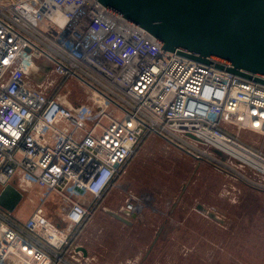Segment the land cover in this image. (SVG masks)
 Wrapping results in <instances>:
<instances>
[{
  "label": "built area",
  "instance_id": "built-area-1",
  "mask_svg": "<svg viewBox=\"0 0 264 264\" xmlns=\"http://www.w3.org/2000/svg\"><path fill=\"white\" fill-rule=\"evenodd\" d=\"M162 48L96 0H0V195L13 185L34 208L0 206V264H91L79 233L153 136L264 187L261 165L211 143L264 163L242 139L264 135V85ZM67 80L92 103L58 94ZM142 209L128 192L117 213Z\"/></svg>",
  "mask_w": 264,
  "mask_h": 264
},
{
  "label": "rangeland",
  "instance_id": "rangeland-1",
  "mask_svg": "<svg viewBox=\"0 0 264 264\" xmlns=\"http://www.w3.org/2000/svg\"><path fill=\"white\" fill-rule=\"evenodd\" d=\"M58 91L71 105L92 103V94L76 80H67ZM242 139L264 153V135L244 132ZM226 172L153 136L81 230L78 244L91 264H264V187ZM128 192L143 206L131 226L106 211L119 213ZM55 204L47 207L53 221ZM199 205L224 223L199 211ZM33 210L23 200L14 212L25 220Z\"/></svg>",
  "mask_w": 264,
  "mask_h": 264
},
{
  "label": "water",
  "instance_id": "water-1",
  "mask_svg": "<svg viewBox=\"0 0 264 264\" xmlns=\"http://www.w3.org/2000/svg\"><path fill=\"white\" fill-rule=\"evenodd\" d=\"M96 1L159 40L161 50L264 85V0ZM22 200L23 195L10 185L0 195V206L14 212ZM198 210L224 223L204 206ZM106 211L129 226L140 214L128 220Z\"/></svg>",
  "mask_w": 264,
  "mask_h": 264
},
{
  "label": "bare ground",
  "instance_id": "bare-ground-1",
  "mask_svg": "<svg viewBox=\"0 0 264 264\" xmlns=\"http://www.w3.org/2000/svg\"><path fill=\"white\" fill-rule=\"evenodd\" d=\"M211 143L215 144L217 147L222 148L223 150L227 151L229 154H231L237 158H240L242 160H245V161H248L251 163H257V164L261 165L262 170L264 171V163L260 162L258 159L257 160L254 159L253 157H251L250 154H246L245 152H243L239 148H237L233 145L226 144V143L221 142V141H211Z\"/></svg>",
  "mask_w": 264,
  "mask_h": 264
}]
</instances>
